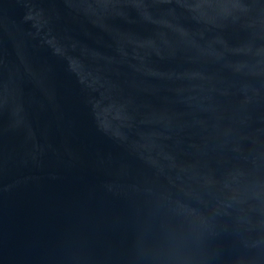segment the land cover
<instances>
[{
	"label": "water",
	"instance_id": "1",
	"mask_svg": "<svg viewBox=\"0 0 264 264\" xmlns=\"http://www.w3.org/2000/svg\"><path fill=\"white\" fill-rule=\"evenodd\" d=\"M0 264H264V0H0Z\"/></svg>",
	"mask_w": 264,
	"mask_h": 264
}]
</instances>
